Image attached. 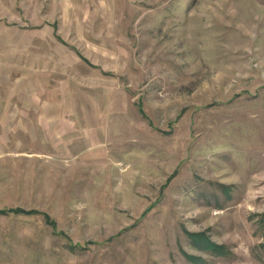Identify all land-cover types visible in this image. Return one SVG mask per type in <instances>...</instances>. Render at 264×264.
<instances>
[{
  "label": "rangeland",
  "instance_id": "374dc122",
  "mask_svg": "<svg viewBox=\"0 0 264 264\" xmlns=\"http://www.w3.org/2000/svg\"><path fill=\"white\" fill-rule=\"evenodd\" d=\"M190 256L264 264V0H0V264Z\"/></svg>",
  "mask_w": 264,
  "mask_h": 264
},
{
  "label": "trees",
  "instance_id": "16d2710c",
  "mask_svg": "<svg viewBox=\"0 0 264 264\" xmlns=\"http://www.w3.org/2000/svg\"><path fill=\"white\" fill-rule=\"evenodd\" d=\"M192 237H194L193 239L194 241H198L199 243L203 244L205 246L206 251H208L209 253L215 255H222L225 253L224 248H222L221 246L213 245L207 238L204 237V235L195 234ZM187 258L192 261H197V264H205L202 258H198V257L194 258L193 256Z\"/></svg>",
  "mask_w": 264,
  "mask_h": 264
}]
</instances>
